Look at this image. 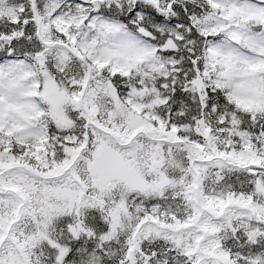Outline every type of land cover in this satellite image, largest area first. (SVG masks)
<instances>
[{
	"label": "snow or ice",
	"instance_id": "1",
	"mask_svg": "<svg viewBox=\"0 0 264 264\" xmlns=\"http://www.w3.org/2000/svg\"><path fill=\"white\" fill-rule=\"evenodd\" d=\"M0 264H264V0H0Z\"/></svg>",
	"mask_w": 264,
	"mask_h": 264
}]
</instances>
